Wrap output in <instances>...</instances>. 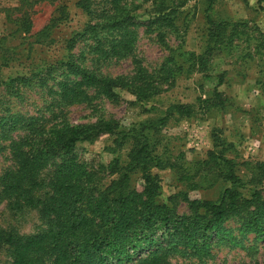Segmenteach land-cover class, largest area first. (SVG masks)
Listing matches in <instances>:
<instances>
[{
	"label": "trees",
	"instance_id": "trees-1",
	"mask_svg": "<svg viewBox=\"0 0 264 264\" xmlns=\"http://www.w3.org/2000/svg\"><path fill=\"white\" fill-rule=\"evenodd\" d=\"M55 4L57 0H42ZM103 8L96 15L87 0L77 5L90 13L94 21L76 32L66 41V58L55 65L66 71L64 79L57 83L52 106L57 111L50 117H0V130L15 126L24 134L12 141L9 151L14 167L0 176V197L10 209L38 208L45 228L37 233L22 236L0 229V244L10 250L9 264H171L168 256L175 251L206 253L213 240L225 238L230 229L225 224L236 222L239 234H251L264 239V196L258 184L264 180V163L253 165L254 179L244 180L236 170L235 162L226 157L227 145L215 130L213 148L207 157L196 161V167L188 169L184 153L172 154L168 139L162 130L174 120L189 118L194 106L172 103L159 115L123 126L113 117H97L94 121L71 123L60 114L67 105L91 102L97 97L118 101L116 89H125L135 99L143 102L160 94L164 85L173 83L176 74L202 72L207 69L204 56L195 53H179L182 62L171 64L167 58L157 70L148 71L140 61L134 60L129 75H104L85 67L79 59L70 57L68 49L77 38L85 35L93 42L91 51L105 59L132 56L135 27L144 26L157 34L174 29L184 0H139L137 5L128 0H103ZM21 6L31 7L38 0H19ZM133 2V1H132ZM148 3L151 18L139 20L132 11ZM215 0H207L204 9L209 24L206 54L218 48L219 43L237 34L238 24L216 21L211 16ZM57 15L50 18L51 26L66 20L65 5L56 3ZM18 9V8H17ZM32 14V13H31ZM30 10L24 11L15 23L23 31L31 30ZM50 25L47 28H51ZM131 28V29H130ZM42 42V41H41ZM18 77L14 80L24 81ZM3 81L0 80V84ZM214 98L199 97V108L222 109L224 100L216 89ZM108 136L111 144L105 149L117 153L127 148L125 157H114L109 163L111 178L103 189L87 193L84 182L91 175L83 162L76 159L78 142L92 141ZM51 167L47 181L41 178ZM174 170L177 179L187 189H195L205 180V171H212L214 181L228 183L215 200H183L188 213H178L174 207L159 202V180L153 169ZM139 173L141 189L130 187V177ZM255 184L247 187V184ZM47 189L39 194L40 190ZM181 249V250H180Z\"/></svg>",
	"mask_w": 264,
	"mask_h": 264
},
{
	"label": "rangeland",
	"instance_id": "rangeland-1",
	"mask_svg": "<svg viewBox=\"0 0 264 264\" xmlns=\"http://www.w3.org/2000/svg\"><path fill=\"white\" fill-rule=\"evenodd\" d=\"M78 0H57L68 11L66 20L51 26L49 19L56 16L55 4L38 0L31 7L19 0H0V117H41L49 118L57 111L52 106L57 83L64 79L66 71L55 64L66 58V41L74 33L82 31L94 21L90 13L77 5ZM96 15L103 8V0H87ZM133 1V2H132ZM139 0L127 2L137 5ZM185 4L175 20L174 29L160 30L157 34L144 26H136L132 56L120 59H105L91 51L93 42L87 35L77 38L68 49L70 57L79 59L85 67L97 73L116 76L129 75L134 60L140 61L148 71L157 70L168 58L171 64L182 62L179 53H195L204 56L207 69L202 72L179 73L173 83L164 85V90L152 100L138 102L125 89H116L118 101L97 97L91 102L67 105L61 111V118L71 123L94 121L97 117H113L123 126L159 115L172 103H186L194 106L189 118L170 121L162 130L168 139L172 154L184 153L188 169L192 172L196 161L207 157L213 148V132L227 145L226 157L233 160L237 173L244 179H254L257 170L253 165L264 163V0H215L211 16L216 21H225L228 36L232 24H238L237 34L218 44L207 55L209 45L208 28L204 9L207 0H184ZM18 8V9H17ZM30 10L31 30L23 31L15 19ZM32 13V14H31ZM139 20L151 18L148 3L132 11ZM50 25L51 28H47ZM131 29V28H130ZM42 41V42H41ZM24 77V81L14 80ZM220 93L224 107L206 110L199 108V97L214 98L213 90ZM6 126L0 130V176L14 167L9 145L24 134L21 128ZM111 144L108 136L92 141L78 142L75 147L76 159L83 162L91 175L84 187L87 193H96L108 183L109 163L118 156L125 157L127 148L117 153L108 152ZM51 167L41 178L48 180ZM159 180L157 200L174 207L178 213H188L183 195L189 199L215 200L228 183L213 179L212 171H205V180L195 189H187L177 179L174 170L153 169ZM255 184H247L252 187ZM130 187L141 189V177L134 173ZM264 196V180L257 185ZM47 188L43 187L39 194ZM236 222L230 220L225 228L230 229L225 238L213 240L206 253L175 251L168 256L171 264H264V239L251 234H239ZM45 228L38 208H24L15 211L0 197V229L22 236L39 232ZM9 248L0 244V264H9ZM45 264H49L47 261Z\"/></svg>",
	"mask_w": 264,
	"mask_h": 264
}]
</instances>
